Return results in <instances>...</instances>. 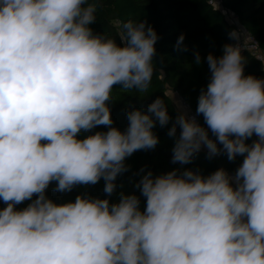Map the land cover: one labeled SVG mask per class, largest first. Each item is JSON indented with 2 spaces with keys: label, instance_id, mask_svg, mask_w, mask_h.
Here are the masks:
<instances>
[{
  "label": "clouds",
  "instance_id": "clouds-1",
  "mask_svg": "<svg viewBox=\"0 0 264 264\" xmlns=\"http://www.w3.org/2000/svg\"><path fill=\"white\" fill-rule=\"evenodd\" d=\"M97 7L0 0V264H264V79L245 75L236 30L220 57H206L211 75L196 114L207 128L181 112L168 132L180 129L173 163L189 164L203 147L209 158L243 157L234 176L223 168L208 176L148 171L138 185L144 210L135 194L121 193L118 203L46 197L53 181L67 192L102 178L111 196L126 158L155 148L153 128L171 119L157 98L147 112L127 113L126 131L111 127L113 89L148 90L159 37L132 19L118 22L120 44L94 34ZM183 40L177 50H186ZM98 126L108 130L79 138Z\"/></svg>",
  "mask_w": 264,
  "mask_h": 264
},
{
  "label": "trees",
  "instance_id": "trees-1",
  "mask_svg": "<svg viewBox=\"0 0 264 264\" xmlns=\"http://www.w3.org/2000/svg\"><path fill=\"white\" fill-rule=\"evenodd\" d=\"M211 1L214 3L211 4ZM95 2L98 4L96 20L90 25L94 34H105L120 44L121 27L118 22L132 19L136 22L146 21L159 37L155 45V72L148 90L143 93L134 89L125 91L119 85L113 89V98L109 101L113 120L111 127L126 131L129 123L127 113L134 109L147 112L148 106L157 98L164 99L171 119L166 126L162 127L157 122L153 128L159 140L155 148L138 150L126 158L124 163L127 171L117 176L116 189L111 196L104 192L105 181L102 178L95 185H76L67 192L55 191L57 182L53 181L46 189V197L57 204L74 202L78 195L109 199L110 203H118L121 193L135 194L140 199V209L144 210L146 199L141 195L138 185L148 171L158 176L174 169L181 172L191 169L208 176L223 168L230 175H234L243 157L238 156L234 161H229L223 152L209 158L207 150H201L189 164L172 162V149L179 137L180 129L177 126L174 137L169 136L168 132L181 111L168 92L176 93L182 98L189 111L195 114L197 122L207 128L203 116L196 114V108L198 97L210 80L207 55L211 53L220 57L225 44L235 43L229 38L234 24L228 20L226 12H232L238 17L240 24L258 41L264 53V0H95ZM181 34L184 36L183 46L186 47L184 51L176 48ZM196 53L201 57L200 64L194 62ZM242 54L246 60L245 75L264 79V61L250 51L242 50ZM107 130L106 126H98L87 133L82 132L79 138L83 139L87 135ZM209 136L215 139L210 131ZM256 139L257 137L253 136L246 143L251 144ZM35 198L34 196L33 200ZM31 202L26 200L16 205V208L21 210ZM5 206L0 200V209Z\"/></svg>",
  "mask_w": 264,
  "mask_h": 264
},
{
  "label": "built area",
  "instance_id": "built-area-1",
  "mask_svg": "<svg viewBox=\"0 0 264 264\" xmlns=\"http://www.w3.org/2000/svg\"><path fill=\"white\" fill-rule=\"evenodd\" d=\"M211 4L214 3V1L210 2ZM226 14L228 15V20L234 24V28L233 30H236L237 32L240 33V41L239 43L241 44L242 50L244 51H250L253 55H255L258 59L263 60L264 61V53L261 51L258 41L248 32L247 29H245L239 22L238 17L232 13V12H226ZM232 30V31H233ZM185 104V103H184ZM185 106L188 108V106L185 104ZM189 109V108H188ZM189 117H195V114H193L192 112L189 111L188 113ZM197 120V118H196Z\"/></svg>",
  "mask_w": 264,
  "mask_h": 264
},
{
  "label": "rangeland",
  "instance_id": "rangeland-1",
  "mask_svg": "<svg viewBox=\"0 0 264 264\" xmlns=\"http://www.w3.org/2000/svg\"><path fill=\"white\" fill-rule=\"evenodd\" d=\"M168 94L175 101L176 105L178 106L181 112H184L186 114L189 113V109L185 106L184 102L182 101V98H180L176 93L168 92Z\"/></svg>",
  "mask_w": 264,
  "mask_h": 264
},
{
  "label": "crops",
  "instance_id": "crops-1",
  "mask_svg": "<svg viewBox=\"0 0 264 264\" xmlns=\"http://www.w3.org/2000/svg\"><path fill=\"white\" fill-rule=\"evenodd\" d=\"M201 150H202V151H204V150H207V149L202 147V149H201ZM233 176H234V175H233Z\"/></svg>",
  "mask_w": 264,
  "mask_h": 264
}]
</instances>
